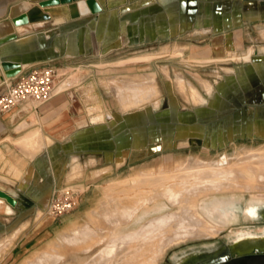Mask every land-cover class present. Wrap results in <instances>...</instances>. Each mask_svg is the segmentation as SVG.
<instances>
[{"label": "crops", "instance_id": "obj_1", "mask_svg": "<svg viewBox=\"0 0 264 264\" xmlns=\"http://www.w3.org/2000/svg\"><path fill=\"white\" fill-rule=\"evenodd\" d=\"M41 1L0 0V39L16 36L0 45V63L20 64L22 71L37 66L79 70L106 61L125 48L173 46L188 53L194 63L189 69L198 72L201 80L179 75L176 84H170L167 79L160 87L166 88V102L141 108L137 107L148 100L136 108L133 103L122 104L129 111L108 112L97 123H92L90 116L71 118V109L81 111L82 106L78 101L69 102L67 93L75 86L65 90L67 82L57 87L59 80L54 97L37 112L22 106L0 114V154L4 156L0 161L12 160L14 176L22 175L12 184L0 185V190L17 200L13 207L0 199V246L10 245L0 264H17L27 253L38 235L29 231L30 226L10 243L23 224L33 222L21 217L51 197L64 169L75 162L95 166L90 174L103 177L172 150L193 148L214 153L236 144H264V47L259 45L264 41V0H96L101 8L97 15L81 1L40 8L49 20L13 25L12 18L39 7ZM230 40L238 55L253 49L245 54L251 52L249 58L230 60ZM145 57L150 56L133 59ZM207 57L227 60L202 63ZM206 69L218 75L203 79L207 76L201 72ZM0 79L1 96L9 80L1 64ZM147 80L140 79L139 84H147ZM202 81L210 84L202 85ZM154 86L160 94L156 81ZM146 90L140 89L135 102L140 103ZM30 113L37 115L38 121L34 122ZM37 142L44 147L34 155ZM16 160L22 162L16 164Z\"/></svg>", "mask_w": 264, "mask_h": 264}, {"label": "rangeland", "instance_id": "obj_2", "mask_svg": "<svg viewBox=\"0 0 264 264\" xmlns=\"http://www.w3.org/2000/svg\"><path fill=\"white\" fill-rule=\"evenodd\" d=\"M231 43L232 41L230 40L228 58L236 62L244 60L245 54L253 50L249 49L245 53L238 55L236 46ZM259 45L260 48H263L264 41H261ZM184 51L173 46L125 48L114 52L106 61L91 63L79 70L59 71L60 82L57 87L64 82L68 84H66L67 88L65 90L75 86L67 93L69 102L75 103V101H78L82 108L81 111L77 112L72 108L71 118L76 117L85 120L90 116L92 123L101 122L105 118L104 115L108 112H117L119 108H121L122 112L129 111L123 109L122 104H132L138 100L140 89L144 87L149 90L153 89V92L149 95L148 103L137 108L154 106L162 101L166 102L167 95L164 92L166 88L161 90L162 88L160 87H162V83L166 84L167 79L170 80V84L172 82L176 84L177 76L184 75L196 77L199 82L201 79L197 75L198 72L189 69L194 63L188 57V53ZM144 55L150 57L133 59ZM179 56H181L180 59H178ZM202 61V63L217 62L206 59ZM202 63L201 65L204 66ZM184 70H187L188 73L184 72ZM201 73L207 76L202 77L203 79H208L210 75H218L209 69ZM201 73L199 74L201 75ZM153 74L155 78L152 79L150 77ZM147 78V84H139L141 82L140 79ZM185 79L189 78L185 77ZM155 81L160 94L158 92L156 94L154 91ZM189 81L193 83L191 80ZM204 82L208 81H202V85ZM127 85L132 86L129 88ZM194 88L198 91L195 86ZM181 96L188 100L186 95L181 93ZM31 115L33 113L29 114V116ZM32 118L34 122L38 121L37 115H33ZM43 147L42 142L38 143L34 155L41 152ZM262 147L264 148V144L261 143L236 144L227 151L214 153H204L203 150H194L193 148L172 150L131 168L127 167L125 170L117 172V175L108 174L103 177H95L94 174H90V171L95 166L84 162L83 164L75 162L64 169V176L51 197L46 199L41 207H36L28 215L25 214L21 217V219L27 217L30 222L32 220L33 222L23 224L15 233V237L11 238L10 243L27 226H30V232H35L34 234L38 235L32 246L28 248L27 253L21 256L17 264H26L27 260L30 261H28V264H143L150 259L153 260L152 264H175L178 258L186 254L208 251L225 243H231L232 240L237 238L239 231H251L252 226L255 224L259 225L262 222L261 217L256 221L245 220L242 211L239 210L237 219L230 217L229 220L225 219L228 222H224L225 220H219L217 215L215 217L206 215L199 206L203 198H207L210 194L211 198L216 194L217 196H222L220 195L222 193H227L229 196L236 194L240 200L236 199L235 205H238L239 208L245 206L251 200V197L264 198V187L261 189L262 185L257 182L259 180H261L260 183L264 182V175L260 174L263 176H260L259 180L256 174L248 176L245 172L240 171L241 167L245 165L241 166L235 161L241 155L245 158L243 153L246 151L255 148L261 149ZM238 152L240 154H237ZM9 153L12 156H18L16 152L9 151ZM18 154L22 156L20 153ZM236 155L238 156L237 158L235 157ZM1 156L4 157L3 155ZM1 161L4 164L0 166V185H3L1 182L12 184V180L21 178L22 175L19 177L14 176L12 173V160L2 158ZM20 162L22 160L15 161L16 164ZM206 165H211L221 172L229 173L231 171L233 172L231 175L236 176V180L238 179L242 183L236 181L237 186L240 185L235 191L230 189L224 192H207L204 197L198 195L197 191L190 187L191 185L194 186V183L199 178L189 177V180L175 179L164 182L161 185L164 188L175 184L179 188L186 189L184 190L185 193L180 195V198L184 199L186 203L173 206L172 212L175 215L152 227H147L144 232L139 233V228L142 229L143 225L153 218L150 217L139 223L141 225H135L132 221L133 218L131 219L133 216L131 213L136 208L134 203L138 202L137 199L142 196L138 192L147 186L143 182L145 181L144 176L176 173L178 171H200ZM25 166L27 167V164ZM249 168L255 170L257 166L253 165L249 166ZM211 179L216 178L212 177ZM250 179L252 181L255 180L254 185H259V190L251 189V185L247 182ZM244 181H246V184H243ZM243 186L246 187L244 188ZM134 198L135 200H132ZM160 200L167 201L166 197ZM152 203L153 201L149 204L151 205ZM69 205L71 206L68 207ZM9 213L11 214L12 211ZM199 214H204V217L201 215L205 219L204 222L197 220ZM121 221L125 223L120 224L119 222ZM110 223H119L121 226L119 224L112 226L113 224ZM257 225L254 226L256 227L254 231L258 233L260 229H257ZM42 230L44 231L41 232ZM117 230L122 233H115ZM205 230L207 232H202ZM188 234H191L192 237L184 238ZM178 237H183L184 239ZM170 238L180 240L168 245ZM9 247L10 245L7 244L0 246V260L4 257L3 253ZM140 258L141 260H139Z\"/></svg>", "mask_w": 264, "mask_h": 264}, {"label": "bare ground", "instance_id": "obj_3", "mask_svg": "<svg viewBox=\"0 0 264 264\" xmlns=\"http://www.w3.org/2000/svg\"><path fill=\"white\" fill-rule=\"evenodd\" d=\"M249 55H250V53L248 55L244 56L245 59H248ZM206 60L218 62V61H226L227 59H226V57L219 58V59H213L212 57H208V58H206ZM152 90L153 89H151V90L147 89L145 94L142 96L140 103H139V101L134 102L135 104L133 103L132 107L139 106L142 103V101H146V100L149 101V99H150L149 95L151 92H153ZM36 134H38V133H36ZM255 149H258V148H255ZM255 149H250V150L246 151L245 153H243V154H245L244 155L245 158L242 157L243 155H241L239 158H237L238 156L236 155L235 157L237 159L235 158L236 159L235 161H236V163H239V165H241V166L245 165V166L241 167V170H240L241 172H245L246 175H248V176H251L252 174L253 175L256 174L258 176V180H259V177L261 176L260 174L264 175V148L262 147L261 149L259 148L258 150H255ZM237 154H240V152H238ZM0 156H1V154H0ZM246 159H247V162H246ZM249 163H251V164H249ZM253 165H256L257 169L251 170L249 168V166L251 167ZM11 166H12V164H11ZM210 167H212V168H210ZM203 168L204 169L200 170V171H198V170L197 171H191V172H189V171L188 172L178 171L176 173H167V174L161 173V174H156L154 176H152V175L148 176V177L144 176L145 181H143V182H145L147 186L143 187L140 190V192H138V194L142 195V196H141V198L137 199L138 202L134 203L136 208H135V211L131 213L133 215L131 217V219L133 218L132 221L136 225V224H139L141 222H144L145 220H147L150 217H153V218L150 219L149 221H147V223L143 225L142 229L139 228L138 232L139 233L144 232L147 229V227L148 228L152 227V226L156 225L157 223H160L163 220H165L169 217H172L173 215H175L172 212V207L173 206H179L180 204L186 203V201L184 199L180 198L181 197L180 195H183L185 193L184 190H186V189L179 188L178 185L176 186L175 184L172 186H169L167 188H164L163 186H161L164 182H168L171 180L173 181L175 179H182V180L188 179L189 180V177H196V178H199V180L202 179L201 181L198 180L197 182H195L194 186L189 184V185H191L190 186L191 189L192 188L195 189L197 191V194L200 196L201 195L204 196V194H207V192L209 193V192H213V191H220V192L223 191L224 192L225 190H230V189H234V191H235V189H238L239 185H240L239 184L237 186L236 183L237 182L242 183V181H240L238 179L236 180V176L231 175V173H233L231 171L229 173L228 172H221L219 170H216L211 165H206ZM13 172H14V170H13ZM227 174H229V175L224 176ZM212 177H214L216 179H211ZM244 180H245V176H244ZM260 181L261 180H259L257 182H259V184L262 185L261 189H263L264 182L260 183ZM247 182L249 183V185H251L252 190L253 189L259 190L260 189V188H258L259 185L258 186L254 185L255 180L252 181L250 179ZM243 184H246V181H244ZM186 186H184V187L186 188ZM252 190H250V191L252 192ZM241 192H243V191H241ZM210 195L207 196V198L205 197L206 195L204 196L205 198H203L201 205H200L201 207L199 206V208H201L202 212L208 216L210 215V216L215 217L217 215L218 219L221 221H224L225 219L229 220L230 217L237 219V217H239L238 216L239 210L242 211V214L244 215L245 220L256 221V220L260 219V215H261L262 210L264 208V198H252L251 197V200H249L245 206L239 208L238 205H235L236 201H237L236 199H238L237 198L238 195H236V194H233L232 196H229L227 193L220 194L222 196H217V194H216V195H213V198H211L212 196H210ZM163 197H166L168 202L165 200H160ZM0 199H2V198H0ZM132 200H135V198ZM238 200H240V199H238ZM152 201H153V203L150 205L149 203ZM0 205H2L1 201H0ZM140 207H143L144 209L140 208ZM199 208H198V210H199ZM201 215L200 214L198 215L199 218L197 220H199L200 222H204L205 219L202 218V216L204 217V214L202 216ZM226 220L224 222H228ZM119 223L123 224L125 222L121 221ZM119 223H114V224L110 223V224H113L112 226H116ZM139 225H141V224H139ZM254 226L251 227V229H252L251 231H246V232L239 231L238 236L236 235L237 238H235V240H233V244H234L233 248L236 251H238L239 253L248 252V251L252 250L253 247L264 242V228H259L260 229L259 231L262 232V234H260V233H257L254 231V228H256ZM202 229H206V228H202ZM202 232H207V230L202 231ZM115 233L118 234V233H122V232L117 230V232H115ZM211 233H213V232H211ZM187 237H192V236H191V234L184 236V238H187ZM178 238H180V237H178ZM182 238H180V239H182ZM180 239H171L170 238V242H168L169 243L168 245H170L173 242H176L177 240L179 241ZM98 241H99V239H98ZM166 246H167V244H166ZM139 260H141V258ZM28 261L29 260L26 261V264H28ZM152 263H153V260L150 259L149 261H146L143 264H152Z\"/></svg>", "mask_w": 264, "mask_h": 264}, {"label": "built area", "instance_id": "obj_4", "mask_svg": "<svg viewBox=\"0 0 264 264\" xmlns=\"http://www.w3.org/2000/svg\"><path fill=\"white\" fill-rule=\"evenodd\" d=\"M9 80L5 81L6 90L0 96V114H8L22 106L37 112L54 97L59 70L53 66H37L22 71L14 81Z\"/></svg>", "mask_w": 264, "mask_h": 264}, {"label": "water", "instance_id": "obj_5", "mask_svg": "<svg viewBox=\"0 0 264 264\" xmlns=\"http://www.w3.org/2000/svg\"><path fill=\"white\" fill-rule=\"evenodd\" d=\"M81 1H85L86 5L88 6L90 12L93 15H97L101 12V8L98 6L96 0H44L39 3V7H32L28 10V12L22 13L12 18V23L15 27H21V26L28 25L31 22L37 21L38 19L49 20L50 16L48 14L40 12L39 10L40 8L48 9V8H53V7H57L61 5H69V4H72L75 2H81ZM15 39H16V36L14 34H11L9 36H6L3 39H0V45L11 42ZM1 68L4 72L5 77L8 79L15 78L22 72V66L20 64H15L11 62H2ZM0 198L7 201L13 207L17 206V200H15L11 195H9L8 193L2 190H0ZM254 253H257V250L254 251ZM258 253L262 254L264 253V251L259 250ZM246 254L248 253H245L243 255H246ZM229 256L230 254H228L227 257ZM221 260L225 261V258H222Z\"/></svg>", "mask_w": 264, "mask_h": 264}, {"label": "flooded vegetation", "instance_id": "obj_6", "mask_svg": "<svg viewBox=\"0 0 264 264\" xmlns=\"http://www.w3.org/2000/svg\"><path fill=\"white\" fill-rule=\"evenodd\" d=\"M262 222L257 228H264V208L260 215ZM262 234V232H258ZM233 240L231 243H225L220 247H215L203 252H193L186 254L176 260L175 264H264V253L259 254L258 251H264V242L253 247L248 252L239 253L233 248ZM257 250V253L254 251ZM248 253L246 255H243ZM228 254H230L229 257ZM225 258V261L221 259ZM217 262V263H216Z\"/></svg>", "mask_w": 264, "mask_h": 264}]
</instances>
